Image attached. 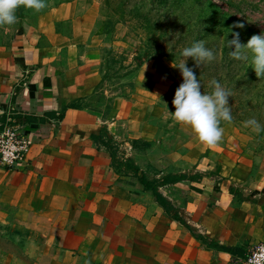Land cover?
Instances as JSON below:
<instances>
[{
    "label": "crops",
    "instance_id": "0c3cea01",
    "mask_svg": "<svg viewBox=\"0 0 264 264\" xmlns=\"http://www.w3.org/2000/svg\"><path fill=\"white\" fill-rule=\"evenodd\" d=\"M44 3L0 25V130L30 142L16 169L0 162V227L26 244L0 264H241L264 244V151L233 124L209 145L161 122L176 86L164 60L99 91L95 12ZM99 93L109 105L89 107Z\"/></svg>",
    "mask_w": 264,
    "mask_h": 264
},
{
    "label": "rangeland",
    "instance_id": "374dc122",
    "mask_svg": "<svg viewBox=\"0 0 264 264\" xmlns=\"http://www.w3.org/2000/svg\"><path fill=\"white\" fill-rule=\"evenodd\" d=\"M69 3L76 0H60ZM86 5L85 10L94 11L96 18L94 44L105 69L104 88L119 90L121 79L133 72L137 60L151 59L166 61L175 75L176 86L170 95L161 101L163 113L158 119L171 123L172 103L175 92L183 82L177 66L181 50L193 41L205 42L217 59L197 67L188 59L187 66L193 68L202 83L201 91L211 92L209 82L216 79L232 92L229 97L233 120L225 123L235 125L249 139L253 151H264V132L257 134L244 126V121L255 118L264 125V78L257 77L251 61L233 59L228 41L233 34H240V41L246 44L253 35L264 33V0H78ZM61 3V4H62ZM20 10H30L20 6ZM83 9V8H82ZM33 20L36 19L33 17ZM40 20V18H39ZM244 24L243 28L235 27ZM59 25L55 19H47L45 29ZM234 50V48H233ZM105 94L99 93L89 107L101 109L108 106ZM168 110V111H166ZM171 111V112H170ZM220 125V126H221ZM167 128V125H165ZM176 131L167 129L163 140L176 139ZM22 234L10 227H0V251L22 257L25 242ZM1 263L7 261L0 259ZM27 261V260H26ZM23 258H16L10 264H24Z\"/></svg>",
    "mask_w": 264,
    "mask_h": 264
},
{
    "label": "clouds",
    "instance_id": "9594fccd",
    "mask_svg": "<svg viewBox=\"0 0 264 264\" xmlns=\"http://www.w3.org/2000/svg\"><path fill=\"white\" fill-rule=\"evenodd\" d=\"M25 8L40 11L45 7L44 0H0V25H12L17 22L16 10ZM264 23V21H259ZM235 27L243 28L238 23ZM228 41L229 55L238 61H251L257 77L264 78V33L253 35L246 44L241 43L240 34H233ZM234 48V50H233ZM195 61L197 67L211 63L217 59L216 53L205 46V42L193 41L190 46L181 50V60L176 68L182 74L183 82L177 88L172 101L175 111L171 112L172 119L180 124L188 125L199 139L209 145L216 144L223 136L222 121L233 120L229 97L232 92L221 85L216 79L209 82L211 92L202 93V83L198 80L193 68L187 66L188 59ZM244 126L259 134L264 132L255 118L244 121Z\"/></svg>",
    "mask_w": 264,
    "mask_h": 264
},
{
    "label": "built area",
    "instance_id": "2783aa9c",
    "mask_svg": "<svg viewBox=\"0 0 264 264\" xmlns=\"http://www.w3.org/2000/svg\"><path fill=\"white\" fill-rule=\"evenodd\" d=\"M29 147L20 125L7 124L0 130V162L7 169H16L25 160ZM241 264H264V244L256 247Z\"/></svg>",
    "mask_w": 264,
    "mask_h": 264
},
{
    "label": "trees",
    "instance_id": "16d2710c",
    "mask_svg": "<svg viewBox=\"0 0 264 264\" xmlns=\"http://www.w3.org/2000/svg\"><path fill=\"white\" fill-rule=\"evenodd\" d=\"M137 62H138V68L142 67V66L145 64V61H143V58L137 60ZM157 195H158V194H157Z\"/></svg>",
    "mask_w": 264,
    "mask_h": 264
}]
</instances>
